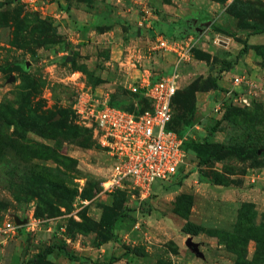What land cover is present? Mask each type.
<instances>
[{"label": "rangeland", "instance_id": "obj_1", "mask_svg": "<svg viewBox=\"0 0 264 264\" xmlns=\"http://www.w3.org/2000/svg\"><path fill=\"white\" fill-rule=\"evenodd\" d=\"M262 29L264 0H0V222H45L0 244V264H264ZM173 35L192 38V59L156 48ZM174 70L185 164L147 198L105 191L112 159L77 96L122 100ZM244 72L254 86L233 87ZM216 143L225 151L198 167Z\"/></svg>", "mask_w": 264, "mask_h": 264}, {"label": "built area", "instance_id": "obj_2", "mask_svg": "<svg viewBox=\"0 0 264 264\" xmlns=\"http://www.w3.org/2000/svg\"><path fill=\"white\" fill-rule=\"evenodd\" d=\"M156 48L175 54L177 62L183 63L192 59L193 40L162 36L158 38ZM176 71L158 78L148 73L124 87L129 93L141 95L149 101L150 108L139 114L112 106L109 94L98 96L86 89L77 96L74 113L92 129L100 147L106 149L112 159V173L105 191L132 184L142 198H147L155 183L169 180L185 164V138L170 127L173 99L179 84ZM241 84L254 86L245 74L232 79L233 87ZM224 94L229 98L231 96V92ZM240 101L247 103L243 97ZM221 104L219 102V108ZM41 224L45 222L37 218H32L23 226L0 222V244L14 237L24 227L28 232H35ZM61 230L64 231V228Z\"/></svg>", "mask_w": 264, "mask_h": 264}, {"label": "trees", "instance_id": "obj_3", "mask_svg": "<svg viewBox=\"0 0 264 264\" xmlns=\"http://www.w3.org/2000/svg\"><path fill=\"white\" fill-rule=\"evenodd\" d=\"M260 31L261 32H259V33H264V29H262ZM178 36L173 35L174 38H179ZM248 47L249 46H248L247 43L244 44V47L239 52L238 59H240L241 56L247 54ZM212 89L213 90H219L220 89V86L218 84V80L213 82ZM124 91H125L126 94H125V98L122 99V100H118V99L115 98L114 95H112V96L110 95V104L112 106L120 108V109H123V110H126V111H129V112H135L137 114L142 113L144 110L150 108L151 105H150L149 101L147 99H145L143 96L138 95V94H131L127 90H124ZM192 91H193V95H195L196 92H206V90L199 89L197 86H195L192 89ZM177 99H178V91H177V93H176V95H175V97L173 99V120H172V123H171L170 127L175 132H177L181 137L185 138V141H184V144H183V148L187 152V147L191 143V140H189L188 135L184 131H180L179 129L175 128V126H174V110H175V106H176V103H177ZM116 100H118V101H116ZM191 108L194 109V106H192ZM217 124H218V122H217ZM217 124H216V126H214L211 129L212 132H216L217 131ZM207 148L209 149L208 153H207V155L205 157H202L199 160L198 167H203L205 165L210 164L213 160L218 158L226 149L223 144H219V143L209 144L207 146ZM111 225L113 226L114 223H112ZM260 235H261V232H260ZM58 249H60V251L63 252V254L65 256H67V258L69 260L76 261V257L73 256L71 253H69L65 249V247H60ZM53 251H54V247L53 248H49L46 251V253L47 254H51Z\"/></svg>", "mask_w": 264, "mask_h": 264}, {"label": "water", "instance_id": "obj_4", "mask_svg": "<svg viewBox=\"0 0 264 264\" xmlns=\"http://www.w3.org/2000/svg\"><path fill=\"white\" fill-rule=\"evenodd\" d=\"M16 223H17L18 225H24V224H25V222H20V221H17ZM186 244H187V246H188L189 248H191L195 253H198L197 245L194 244V243L192 242L191 239H188L187 242H186Z\"/></svg>", "mask_w": 264, "mask_h": 264}, {"label": "crops", "instance_id": "obj_5", "mask_svg": "<svg viewBox=\"0 0 264 264\" xmlns=\"http://www.w3.org/2000/svg\"><path fill=\"white\" fill-rule=\"evenodd\" d=\"M180 38V37H179ZM250 42H252L253 43V41H252V39L250 40ZM251 43V44H252ZM247 44L249 45V43H248V41H247ZM245 73V72H244ZM244 73H242V74H244ZM245 75H246V73H245ZM247 76V75H246ZM156 78H158V77H156ZM221 82H223V81H219V83H221ZM225 93V92H224Z\"/></svg>", "mask_w": 264, "mask_h": 264}]
</instances>
